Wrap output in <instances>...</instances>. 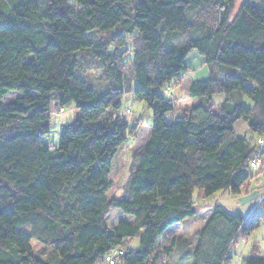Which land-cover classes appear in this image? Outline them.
<instances>
[{
	"label": "trees",
	"instance_id": "16d2710c",
	"mask_svg": "<svg viewBox=\"0 0 264 264\" xmlns=\"http://www.w3.org/2000/svg\"><path fill=\"white\" fill-rule=\"evenodd\" d=\"M235 1L0 0V264H107L117 247L124 255L114 264H228L236 241L264 221L259 213L215 205L194 247L160 239L195 215L196 189L238 195L255 178L259 147L233 126L243 119L264 136V0H245L233 14ZM191 50L212 76L192 81L188 96L198 101L167 120L176 100L164 91L189 69ZM90 61L109 79L103 94L76 73ZM221 66L236 71L218 77ZM127 76L153 120L125 194L108 199L114 157L135 126L119 113ZM235 91L253 106L214 107L213 95ZM71 102L78 119L54 146L45 141L50 110ZM111 209L131 219L109 228ZM32 240L49 256H34ZM240 264H264V256Z\"/></svg>",
	"mask_w": 264,
	"mask_h": 264
},
{
	"label": "rangeland",
	"instance_id": "374dc122",
	"mask_svg": "<svg viewBox=\"0 0 264 264\" xmlns=\"http://www.w3.org/2000/svg\"><path fill=\"white\" fill-rule=\"evenodd\" d=\"M244 1L245 0L235 1L233 14ZM252 3L260 7L262 6L263 0H252ZM113 33L114 32H107L105 35H112ZM95 36L99 37L100 35L95 34ZM85 54V52H79L76 56L78 60H80L82 55ZM184 62L187 64L189 69L183 73L179 79L174 81L167 91H164V94L167 97L176 100L174 111L165 115L167 120L180 117L187 106H189L190 103L192 104L191 99L187 96L188 89L192 81L207 80L212 76L211 67L204 63L203 57L196 50H191L185 57ZM88 64L81 65L77 69L76 73L80 78L88 81L96 93L103 94L108 86L109 79L103 74L102 67H98L95 63H93V61L88 62ZM232 71L236 70L231 67L221 66V68L218 67L216 69V74L220 77L231 73ZM137 87L138 84L136 82L131 80L129 77L126 79L124 86L125 94L122 99L119 113L122 112L121 114L123 118L129 122V125L132 126V124H134L135 126L133 125L134 128L127 134L125 143L114 157L112 170L109 176L111 188L106 193V197L108 199L121 197L125 194L127 178L137 163L136 155L143 146L152 124L153 115L151 109L148 108L144 102L136 100L133 96V90ZM237 94L239 96H237ZM15 95L17 96L16 92H10L6 100L13 99ZM240 95V92L233 94V100L238 102ZM241 98H243V107L251 105L248 97L241 95ZM216 102L217 100L214 98V105ZM216 106L217 104L214 107ZM127 110L129 112H126ZM57 112L58 108L53 106L50 110L49 133L45 136V141L52 143L54 146H57L58 144L59 134L62 127L65 125L75 124L78 119V110L73 102L65 105L63 107V112L59 114H57ZM127 113L131 115L130 118H127ZM233 133L235 136L245 138L248 141L254 140V144L258 140V135L249 131L248 126L243 119H239L235 122L233 126ZM252 182L253 191H250L247 187L242 189L241 193L238 195H231L228 192L218 191L205 197L203 191L196 189L192 196L194 206L196 207L195 215L191 218H187L183 223L167 228L163 237L160 239V244H168L169 240H172V237L174 236V239H177V241H182V239L186 240L191 247H194L197 241L196 233L202 229L210 215L211 209L215 205L224 207L230 213H240L243 216H248L254 211L256 214L259 213L262 217H264V203L260 204L264 199V195L260 200H257V196L264 192V179L260 177ZM122 219L130 220L131 216L122 213L118 209H111L106 215L105 222L107 227L111 228ZM129 244L136 247L138 246V240L133 239L129 242ZM30 245L34 256L42 259L49 256L50 249L44 247L40 243L32 240ZM180 246L181 245L179 244L177 245L178 250L180 249ZM261 250L262 252L259 254H261L260 256H264V241ZM232 257L233 259L230 264H239L235 260L234 256Z\"/></svg>",
	"mask_w": 264,
	"mask_h": 264
},
{
	"label": "crops",
	"instance_id": "0c3cea01",
	"mask_svg": "<svg viewBox=\"0 0 264 264\" xmlns=\"http://www.w3.org/2000/svg\"><path fill=\"white\" fill-rule=\"evenodd\" d=\"M169 88V87H168ZM168 88L166 89V91L168 90ZM237 91L233 92V94H236ZM232 93L229 95H225V94H215L212 96L211 100L212 103L214 101V98L217 100L216 104L218 107L219 105H221L222 103H224L226 100H229L231 103H235V104H243V98H240L238 100V102H235L232 98ZM188 96V93H187ZM237 96H239L237 94ZM186 97V96H185ZM183 97V98H185ZM189 97V96H188ZM190 98V97H189ZM192 101V104L190 103L188 107L194 105L198 99L196 98H190ZM189 99V100H190ZM194 101V102H193ZM251 105L248 107H252L253 103L250 100ZM214 104V103H213ZM215 104V105H216ZM176 105V103H175ZM264 138V136H262ZM254 143L253 141H250ZM258 170H254L253 172L255 173V178H253L250 182H249V186L248 189L250 191H253V180H257L258 178L262 177L264 179V172L263 173H259L257 172ZM264 195V192H262L261 195H258L257 200H260L261 197ZM264 203V199L261 201L260 204ZM264 214V213H263ZM263 241H264V221L260 224L259 228L257 230H255L250 236L247 237L246 240L243 239H238L236 241V243L233 245V247L231 248L230 252H229V260H228V264H230V262L232 261L233 257L235 258V260L240 264L241 260L245 257H249V256H254V255H261L259 253L262 252L261 247L263 245ZM129 246H132L129 244Z\"/></svg>",
	"mask_w": 264,
	"mask_h": 264
},
{
	"label": "built area",
	"instance_id": "2783aa9c",
	"mask_svg": "<svg viewBox=\"0 0 264 264\" xmlns=\"http://www.w3.org/2000/svg\"><path fill=\"white\" fill-rule=\"evenodd\" d=\"M63 112V109L60 108L58 109V113ZM128 112V111H127ZM131 115L129 113H127V118H130ZM258 147H259V151L261 153V157H255L251 160L250 162V167L253 170H258L261 165H262V160L264 159V138H259L256 141ZM122 255H124V249L121 247H117L115 249H113L112 251H110L106 256H105V261L107 264H114L116 262V260L121 257Z\"/></svg>",
	"mask_w": 264,
	"mask_h": 264
}]
</instances>
